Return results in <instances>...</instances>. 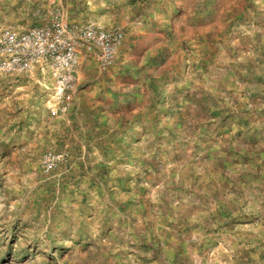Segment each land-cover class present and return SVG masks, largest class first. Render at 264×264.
<instances>
[{
	"label": "rangeland",
	"instance_id": "374dc122",
	"mask_svg": "<svg viewBox=\"0 0 264 264\" xmlns=\"http://www.w3.org/2000/svg\"><path fill=\"white\" fill-rule=\"evenodd\" d=\"M58 25L66 83L0 42V264H264V0H0Z\"/></svg>",
	"mask_w": 264,
	"mask_h": 264
},
{
	"label": "built area",
	"instance_id": "2783aa9c",
	"mask_svg": "<svg viewBox=\"0 0 264 264\" xmlns=\"http://www.w3.org/2000/svg\"><path fill=\"white\" fill-rule=\"evenodd\" d=\"M70 30L62 25L54 31L45 27H32L27 30L7 29L2 34V67L6 70H29L37 64L49 62L52 72L60 81L66 80L74 73L77 56ZM89 38L98 45L101 65L106 67L112 58L122 33H109L104 30H91Z\"/></svg>",
	"mask_w": 264,
	"mask_h": 264
}]
</instances>
